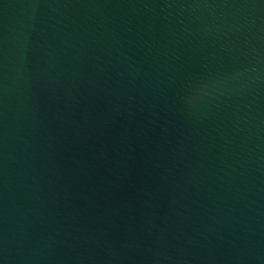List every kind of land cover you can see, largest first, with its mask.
I'll list each match as a JSON object with an SVG mask.
<instances>
[{
    "label": "water",
    "instance_id": "water-1",
    "mask_svg": "<svg viewBox=\"0 0 264 264\" xmlns=\"http://www.w3.org/2000/svg\"><path fill=\"white\" fill-rule=\"evenodd\" d=\"M0 264H264V0H0Z\"/></svg>",
    "mask_w": 264,
    "mask_h": 264
}]
</instances>
